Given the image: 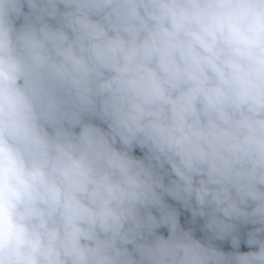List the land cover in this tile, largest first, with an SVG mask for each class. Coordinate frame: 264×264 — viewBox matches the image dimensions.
<instances>
[{
  "label": "clouds",
  "instance_id": "obj_1",
  "mask_svg": "<svg viewBox=\"0 0 264 264\" xmlns=\"http://www.w3.org/2000/svg\"><path fill=\"white\" fill-rule=\"evenodd\" d=\"M0 264H264V0H0Z\"/></svg>",
  "mask_w": 264,
  "mask_h": 264
},
{
  "label": "trees",
  "instance_id": "obj_2",
  "mask_svg": "<svg viewBox=\"0 0 264 264\" xmlns=\"http://www.w3.org/2000/svg\"><path fill=\"white\" fill-rule=\"evenodd\" d=\"M187 216H182L181 220H182V224H185V226H187ZM159 231L163 232L165 235H167V231L166 229H160ZM197 235H201V233L197 232ZM224 247L225 250H231L230 245H222ZM249 250L245 245L241 246V251H247Z\"/></svg>",
  "mask_w": 264,
  "mask_h": 264
}]
</instances>
